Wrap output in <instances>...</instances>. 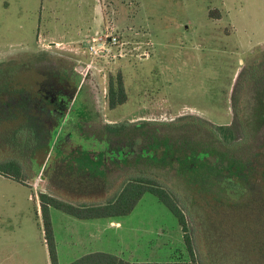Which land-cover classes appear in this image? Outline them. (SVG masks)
Instances as JSON below:
<instances>
[{
  "label": "rangeland",
  "instance_id": "rangeland-1",
  "mask_svg": "<svg viewBox=\"0 0 264 264\" xmlns=\"http://www.w3.org/2000/svg\"><path fill=\"white\" fill-rule=\"evenodd\" d=\"M106 33L118 37L117 57L90 56L88 41ZM51 68L75 70L83 83L64 114L29 105ZM118 72L129 98L111 109ZM0 84L9 93L0 97V162L20 161L27 178L0 173V264H51L41 192L107 202L142 174L176 194L202 264H264V182L193 184L187 168L155 164L175 153L200 162L209 150L187 154L183 144L161 155L154 146L205 144L213 136L200 119H242L232 154L264 164V0H0ZM51 216L60 264L93 252L188 259L178 217L151 193L122 216L81 219L56 208Z\"/></svg>",
  "mask_w": 264,
  "mask_h": 264
},
{
  "label": "trees",
  "instance_id": "trees-1",
  "mask_svg": "<svg viewBox=\"0 0 264 264\" xmlns=\"http://www.w3.org/2000/svg\"><path fill=\"white\" fill-rule=\"evenodd\" d=\"M1 85V84H0ZM25 94V93H24ZM5 96V98H4ZM9 96L7 91L0 89V97L6 99ZM21 96V93H19ZM25 98L29 99L28 96ZM128 92L125 85V79L121 72H118L114 76L109 78V88H108V104L109 108L113 109L117 106L124 104L128 101ZM22 99V98H20ZM32 99H30L31 101ZM34 102H37V99H33ZM36 100V101H35ZM30 108L39 107L37 103H34V106L31 104ZM264 118V112H263ZM128 123L124 124H114L109 125V127L116 131L122 130L126 127ZM199 124L202 126L210 127L209 131L213 136V140L206 141L205 144L189 142L185 143L184 139L180 141L170 142L168 138L164 139H155L158 140L155 143V147L159 145L163 146V151L161 155L167 153L169 147H182L183 144H187L185 147V152L187 154H194L197 148L203 147L206 150H209L211 155L209 158L203 161H184V158H181L180 153L172 154L173 158L161 160L155 165H168L174 171L182 170L186 168L189 170L187 173H190L192 176V183H202V184H211V181H220L225 183L227 187L230 185L232 177L234 181L242 183L244 186L247 185L249 181H262L264 182V164L259 163V159L256 158L255 161L252 159L244 160L241 156H235L232 153L237 150L238 146L242 143L238 140L239 130H245L247 127L244 124L242 119H237L232 124L224 125H212L208 121L199 120ZM180 125V124H178ZM140 127V124L136 125ZM179 142V143H177ZM218 150L219 154V166L216 164V157L212 155L211 150ZM239 149V148H238ZM214 150V151H215ZM180 151V150H179ZM178 151V152H179ZM215 151V152H216ZM158 156V155H157ZM144 158V157H142ZM147 161V160H146ZM151 162V161H150ZM153 163V162H152ZM154 164V163H153ZM245 166H249L248 173H245ZM0 173L10 176L15 180L20 182H25V171L23 169L22 163L16 159L6 160L0 162ZM229 179V180H228ZM215 184V183H214ZM248 186V185H247ZM246 187V186H245ZM204 189V188H203ZM247 188L246 190H248ZM245 192V191H244ZM243 192V193H244ZM154 194L161 202L166 204L170 210L178 217L179 223L182 230L184 231V242L185 247L188 253V259L179 258L166 262H154V261H145V262H132L124 260L123 258L118 257L117 255L108 253V252H93L86 254L79 259L71 262L70 264H202L201 261L197 259L195 246L193 242L192 234L189 231V225L186 218V212L181 206L176 194L173 190L169 189L167 186L163 185L155 177L142 174L140 176H134L126 180L117 193L107 202L101 203H75L74 201L61 198L59 196L41 192L39 194L40 199V211L43 218V227L45 231V243L48 246V251L50 255L51 264H60L58 259L57 251V241L54 233L51 209L56 208L60 209L66 213H69L73 216H76L81 219H95V218H108L115 216H122L129 214L141 198L146 194ZM242 191H236V195L243 194Z\"/></svg>",
  "mask_w": 264,
  "mask_h": 264
},
{
  "label": "flooded vegetation",
  "instance_id": "flooded-vegetation-1",
  "mask_svg": "<svg viewBox=\"0 0 264 264\" xmlns=\"http://www.w3.org/2000/svg\"><path fill=\"white\" fill-rule=\"evenodd\" d=\"M42 73L44 79L41 82L36 103H43V105L39 108L50 105L49 108L53 112L67 113L82 83L78 73L75 70L72 71L66 68H51V71H42ZM31 105L34 106V103H31Z\"/></svg>",
  "mask_w": 264,
  "mask_h": 264
},
{
  "label": "built area",
  "instance_id": "built-area-1",
  "mask_svg": "<svg viewBox=\"0 0 264 264\" xmlns=\"http://www.w3.org/2000/svg\"><path fill=\"white\" fill-rule=\"evenodd\" d=\"M118 37L112 35L110 33L106 34H96L93 38L88 41V51L90 56L95 58H103V57H117V54L112 53L111 45H119ZM119 55H121L119 53ZM142 55L147 56V53H143ZM149 56V55H148Z\"/></svg>",
  "mask_w": 264,
  "mask_h": 264
},
{
  "label": "crops",
  "instance_id": "crops-1",
  "mask_svg": "<svg viewBox=\"0 0 264 264\" xmlns=\"http://www.w3.org/2000/svg\"><path fill=\"white\" fill-rule=\"evenodd\" d=\"M114 224H116V225H119L120 223L119 222H113Z\"/></svg>",
  "mask_w": 264,
  "mask_h": 264
}]
</instances>
